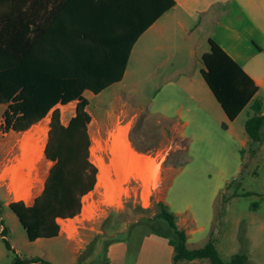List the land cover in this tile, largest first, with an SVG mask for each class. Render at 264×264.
I'll return each mask as SVG.
<instances>
[{"label": "rangeland", "instance_id": "374dc122", "mask_svg": "<svg viewBox=\"0 0 264 264\" xmlns=\"http://www.w3.org/2000/svg\"><path fill=\"white\" fill-rule=\"evenodd\" d=\"M195 37L200 50L209 49V43ZM255 61L256 57L251 58V62ZM145 65H137L138 72L127 76L117 87L87 96L92 116L90 159L98 173L93 190L82 198L84 217L79 213L69 221L75 224L80 220L77 232L70 238L60 231V237L30 241L17 216L7 207L13 200L31 204L43 188L52 164L44 156L49 131L46 122L52 110L27 130L4 131L5 106H0V264H16L15 258L33 257L50 259L53 264H74V257L80 264H103L106 247L118 237L130 247L144 233L172 236L168 222L159 216L160 201L167 203L188 229L205 227L204 232L211 234L224 259L245 252L253 263L264 264V125L260 129L262 140H251L242 146V153L235 148L231 130L223 126L228 121L222 109H212L201 95L207 103L204 112L213 119L192 121L188 132L195 134L187 140L182 138L172 121L154 116L151 102L157 103L161 97L154 95L158 87L146 82ZM193 65L199 74L204 67L202 58L194 57ZM182 97V115L187 116L188 107L190 116L197 115L195 103L185 99L184 94ZM56 107L64 121L66 113L74 111L75 103ZM248 112L249 108L241 114L239 125L245 122L242 120ZM38 126L45 132L42 154L33 134ZM118 136H126L131 149ZM24 146L31 148V157L26 155ZM119 147L126 157L146 163L145 177L136 168L127 169L120 163ZM16 177L22 179L28 198H17L11 190ZM87 215L89 219L85 218ZM122 228L124 231L120 232Z\"/></svg>", "mask_w": 264, "mask_h": 264}, {"label": "trees", "instance_id": "16d2710c", "mask_svg": "<svg viewBox=\"0 0 264 264\" xmlns=\"http://www.w3.org/2000/svg\"><path fill=\"white\" fill-rule=\"evenodd\" d=\"M72 1L0 0V104L6 105L2 114L3 130H27L52 110L44 147V156L52 164L43 189L31 204L23 200L7 204L30 241L57 237L60 233L57 219L79 214L82 198L93 190L97 181L98 169L90 159L89 124L92 116L88 109L89 99L83 92L88 89L97 94L114 81L93 77L97 58L102 53L95 49L96 46L90 47L89 43L83 47L82 41L87 33L67 30L63 10ZM173 5L174 0H168L167 7L163 5L161 11L139 29L127 31V34L119 35V39H114L125 46L122 70L139 34ZM127 18L123 16L120 21L124 20L123 24L127 25ZM208 43L209 49L202 54L204 67L201 75L224 110L228 122L223 126L228 127V123L252 99L258 86L214 39L209 38ZM71 101H76L74 115L64 124L56 106ZM253 109L255 114L246 119L245 129L250 139L258 142L262 140L260 129L264 124V114L260 113L258 102L253 104ZM158 204L159 216L173 230L168 242L174 248L175 263L205 257L211 264H256L245 252L224 259L211 238L201 247L189 248L185 231L176 224L175 214L163 201ZM6 246L11 248L7 242ZM14 261L16 264H51L40 257L15 258ZM74 264H80L79 259ZM103 264H107V257Z\"/></svg>", "mask_w": 264, "mask_h": 264}, {"label": "crops", "instance_id": "0c3cea01", "mask_svg": "<svg viewBox=\"0 0 264 264\" xmlns=\"http://www.w3.org/2000/svg\"><path fill=\"white\" fill-rule=\"evenodd\" d=\"M163 5L167 7L168 0H74L63 10L66 14L64 22L72 33H87L85 42L82 41L83 47L89 43L90 47L94 45L102 53L97 58L98 65L93 77L114 81L106 88L117 87L127 76L138 72L137 65L146 63L145 80L158 87L154 95L161 97L157 103L151 102L154 116L172 121L178 134L186 140L189 135L195 134L188 132L192 121L200 122L202 117L213 119L209 113L208 116L205 113L207 103L201 95L208 100V106L212 109H222L203 79L201 69L197 74L193 65L194 57L202 58V54L208 50L199 49V39L195 36H200L207 44L209 38L214 39L258 86L252 99L227 127L233 133L235 148L242 152V146L250 143L251 139L246 132L245 122L242 125L237 123L239 117L247 108V118L255 114L253 104L256 102L260 103V113L264 114V0H174V5L166 8L136 38L122 70L125 46L114 39H119V35L127 34V31L139 29L161 11ZM123 16L128 17L127 25L123 24L124 20L120 21ZM254 57L255 63L251 62ZM130 62L135 67H130ZM83 94L86 97L95 95L88 89ZM183 94L185 99L195 103L198 114L194 117L190 116L189 107L186 109L187 116L182 115V111H185L181 102ZM69 103L76 104V101ZM155 104L157 108H153ZM0 106L6 107L5 104ZM74 111H68L64 121L61 117L64 124L74 115ZM222 112L227 119L223 109ZM235 124L239 125L238 128ZM174 214L178 228L185 231L189 248L201 247L211 238V234L204 232L205 227L188 229L177 213ZM121 231H124L123 228ZM173 255L174 248L169 244L168 237L154 232L142 234L130 247L126 240L118 237L108 244L106 251L107 264H211L205 257L175 263ZM45 260L53 264L50 259Z\"/></svg>", "mask_w": 264, "mask_h": 264}, {"label": "bare ground", "instance_id": "6f19581e", "mask_svg": "<svg viewBox=\"0 0 264 264\" xmlns=\"http://www.w3.org/2000/svg\"><path fill=\"white\" fill-rule=\"evenodd\" d=\"M33 134H35L34 138H35V143H36L37 148H38V152H39V154H42L43 153V146H44V140H43L42 136L45 134L44 128L41 126H38V129ZM117 139L121 143H123L126 148L131 149V147L129 145V141L126 138V136H120V137L118 136ZM30 149L31 148L24 146V151H25L26 155H28V157H31V154H30L31 150ZM117 151L119 152L118 156L120 158V163H123L127 169H130V168L135 169L136 168L142 177H145L148 174V167H147L146 163H144L142 160H140L139 158L138 159H134V158L132 159V158L126 157V155L122 151V147L121 148L119 147L117 149ZM100 161H101L102 167L104 168L102 160H100ZM99 178H100V180L102 179V174L100 175ZM16 180L17 181L11 190L14 192V194L17 198H28V196H29L28 192H26L22 187V183H23L22 179L16 177ZM109 196L112 197V195H109Z\"/></svg>", "mask_w": 264, "mask_h": 264}, {"label": "built area", "instance_id": "2783aa9c", "mask_svg": "<svg viewBox=\"0 0 264 264\" xmlns=\"http://www.w3.org/2000/svg\"><path fill=\"white\" fill-rule=\"evenodd\" d=\"M48 116V115H47ZM46 116V117H47ZM45 117V118H46ZM45 118H43L42 120H44ZM41 120V121H42ZM46 126L47 127H49V121L48 122H46ZM10 193H12L11 191H10ZM82 208H81V211H80V214H81V216L83 215V217H84V214H83V209H84V199H82ZM142 204H144V199L142 198ZM73 218V217H72ZM72 218H62V217H59L58 219H57V223L59 224V227H60V231H63V232H65L66 233V235H67V237L68 238H70V234H73V233H76L77 231V229L79 228V226H80V220H76V222H75V224H70V220L72 219ZM85 218H87V219H89L90 217L87 215V216H85Z\"/></svg>", "mask_w": 264, "mask_h": 264}]
</instances>
